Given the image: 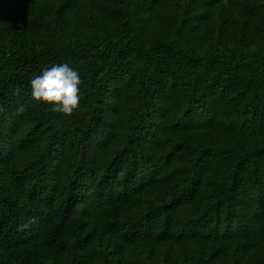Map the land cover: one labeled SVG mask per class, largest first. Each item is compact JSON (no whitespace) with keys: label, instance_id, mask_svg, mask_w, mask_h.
Wrapping results in <instances>:
<instances>
[{"label":"trees","instance_id":"trees-1","mask_svg":"<svg viewBox=\"0 0 264 264\" xmlns=\"http://www.w3.org/2000/svg\"><path fill=\"white\" fill-rule=\"evenodd\" d=\"M0 264H264V0H0Z\"/></svg>","mask_w":264,"mask_h":264},{"label":"clouds","instance_id":"clouds-1","mask_svg":"<svg viewBox=\"0 0 264 264\" xmlns=\"http://www.w3.org/2000/svg\"><path fill=\"white\" fill-rule=\"evenodd\" d=\"M81 84L77 70L67 63L56 64L44 69L42 74L31 80V98L36 102L53 105L55 112L71 116L80 104ZM23 227H29V224Z\"/></svg>","mask_w":264,"mask_h":264}]
</instances>
